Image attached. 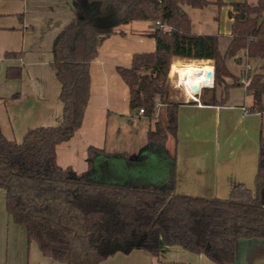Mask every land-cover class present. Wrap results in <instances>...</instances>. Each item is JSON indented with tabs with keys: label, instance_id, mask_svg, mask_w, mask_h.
I'll use <instances>...</instances> for the list:
<instances>
[{
	"label": "trees",
	"instance_id": "1",
	"mask_svg": "<svg viewBox=\"0 0 264 264\" xmlns=\"http://www.w3.org/2000/svg\"><path fill=\"white\" fill-rule=\"evenodd\" d=\"M75 17L55 36L52 67L60 83L62 118L57 125L29 129L18 142L7 138L0 126V188L6 193V211L26 230L44 257L61 264H100L116 253L143 249L160 256L162 247L181 246L205 254L217 264H235L244 238H264V131L260 135L255 189L236 185L227 199L179 194L175 190L176 157L166 151L170 135L178 129V107L183 100L173 93L169 78L172 61L183 57L210 60L195 66L205 87L203 104L227 101L229 90L243 86L228 59L244 50L249 58H264V0L232 1L231 38L220 49L222 35L192 31L185 5L219 7L225 0H75ZM150 21L154 28L153 51L135 53L130 66H117L129 87L130 108L144 109L156 119L147 132L149 145L167 160L169 179L161 185H126L90 178L57 162V146L70 140L82 125L91 88V62L104 36L123 24ZM157 22L170 30L161 29ZM18 57L19 53L7 52ZM200 65V66H199ZM201 66L213 69V74ZM214 76V77H213ZM247 92L254 97L253 110L264 114V74L249 71ZM8 79L21 77L20 67H8ZM235 83L226 84V78ZM225 85L220 98L217 88ZM165 106V119L156 116V103ZM102 148L88 149L89 168Z\"/></svg>",
	"mask_w": 264,
	"mask_h": 264
},
{
	"label": "crops",
	"instance_id": "2",
	"mask_svg": "<svg viewBox=\"0 0 264 264\" xmlns=\"http://www.w3.org/2000/svg\"><path fill=\"white\" fill-rule=\"evenodd\" d=\"M225 1L228 4L221 7L215 3L204 8L185 5L192 31L219 33L229 41L232 24L229 3L245 0ZM75 5V0H0V126L7 138L20 142L31 128L60 123L63 107L51 48L57 33L75 17ZM224 8L226 28L221 29ZM153 28V22L133 21L101 39L98 55L90 66V97L82 125L70 140L57 146L60 166L71 167L77 173L86 172L94 180L132 186L161 185L169 179L167 160L155 146L148 144L150 126L144 120L147 117L131 110L129 87L116 69L130 66L135 53L155 49V38L147 34ZM7 52L19 56H7ZM234 58L232 64L228 61L229 68L235 74L231 66L237 60L241 76L238 75L242 78L247 67L243 68L240 54ZM174 62L208 64L210 60L178 57L171 68ZM8 67H20L21 77L8 79ZM201 68L213 74L207 71L211 67ZM169 78L178 88L171 69ZM241 87L244 95L236 97L230 89L227 101L215 105L203 104L198 98L200 94L190 100L186 92L180 93L183 103L178 107L177 134L166 141L167 153L176 157L177 193L227 199L238 184L255 189L264 114L253 110V95L247 92L245 84ZM158 111L165 119L163 104ZM128 122L135 131L122 130ZM90 146L104 150L94 158L91 168ZM0 264H61L44 257L37 243L28 241L26 230L13 222L6 211L5 190L1 188ZM100 264L217 263L203 253L164 245L160 256L135 249L129 254L116 253ZM235 264H264V238L242 239Z\"/></svg>",
	"mask_w": 264,
	"mask_h": 264
},
{
	"label": "rangeland",
	"instance_id": "3",
	"mask_svg": "<svg viewBox=\"0 0 264 264\" xmlns=\"http://www.w3.org/2000/svg\"><path fill=\"white\" fill-rule=\"evenodd\" d=\"M226 17H227V11L224 8V12H222V18H221V24H222L221 25V29H225L226 28V25H225V18ZM228 42H229L228 39L225 38V36H222L221 43H220V49L223 52L225 51V48H226ZM238 54L241 55L242 62H243V68H246L247 67L246 64L248 62L249 66L251 68V73L252 74L253 73H256V72H258L260 74H264V58H249L244 50H241ZM180 58H183V57H180ZM234 59L235 58H230V59H228V61L229 62L232 61L231 62V64H232ZM208 64L212 65L213 66V69L215 70L214 65H213V62L210 61ZM235 64H233L231 67H232V69H234L235 74H236L237 79H238V77L240 75V72H239V69H238L239 67L237 66V64H239L237 62V60L235 61ZM213 69L211 70V68H210V69H207V71L209 72V70H210V72L213 73ZM244 73H245V71H244ZM244 73H242V76L244 75ZM197 76L201 79V83L200 84H201V86H203L204 83H203L202 77H200L198 74H197ZM235 78L227 77L226 78V84L227 85H231V84L235 83V81H236ZM214 83H215V80H214ZM214 83H213L212 86H207V87H213L214 86ZM177 86H178V88H176V87L173 86V93L175 94L176 97L180 98V93L181 92L184 93V90L178 84H177ZM225 87H226L225 85H222V86H220V87L217 88L218 96L220 98H222V96L225 95ZM200 91H201V89H200ZM230 93L234 94L236 97L242 96V95H244V88L241 87V86H238V85L237 86H234V87L231 88ZM198 98H201V92H200V96ZM158 112L159 111L157 110L156 111L157 117L160 118V119H162L161 114H158ZM135 120L136 121H134V122L136 123L139 119L137 118ZM144 120L146 121L147 125H149L150 127H152V126H154L157 118L156 119H154V118L153 119L146 118ZM129 124L130 123L128 122L127 125H125L122 130H124V131H132V130H134L135 131V128L134 127H131ZM136 141L138 142L139 140H136ZM132 144H134V142Z\"/></svg>",
	"mask_w": 264,
	"mask_h": 264
},
{
	"label": "bare ground",
	"instance_id": "4",
	"mask_svg": "<svg viewBox=\"0 0 264 264\" xmlns=\"http://www.w3.org/2000/svg\"><path fill=\"white\" fill-rule=\"evenodd\" d=\"M172 75L176 78L177 84L181 86L184 90L185 95H192L196 97L200 94L201 79L197 76V69L195 66H182V67H174L171 68ZM193 83H197L199 85L198 89H194L192 87ZM205 86V85H204ZM200 91V92H199ZM196 95V96H195Z\"/></svg>",
	"mask_w": 264,
	"mask_h": 264
},
{
	"label": "built area",
	"instance_id": "5",
	"mask_svg": "<svg viewBox=\"0 0 264 264\" xmlns=\"http://www.w3.org/2000/svg\"><path fill=\"white\" fill-rule=\"evenodd\" d=\"M157 26L160 27L161 29L170 30V27H169L168 25H166V24H161L160 22H157ZM249 71H250V66H249V64L247 63V69H246L244 75H243L242 78H241V82H242L243 84H245V85H247L248 82H249V80H250ZM205 87H207V85L203 86L202 88H205ZM202 88H201V89H202ZM185 96H186L187 98H189L190 100H195V99H196V98L193 97L192 95H188V94H187V95H185ZM161 105H162V104H161L160 102H157L156 105H155V106H156V109L158 110L159 107H160ZM138 113H140V114H144V109L141 108V109L139 110Z\"/></svg>",
	"mask_w": 264,
	"mask_h": 264
},
{
	"label": "water",
	"instance_id": "6",
	"mask_svg": "<svg viewBox=\"0 0 264 264\" xmlns=\"http://www.w3.org/2000/svg\"><path fill=\"white\" fill-rule=\"evenodd\" d=\"M192 87L194 88V89H198L199 88V85L197 84V83H193L192 84ZM203 89V88H202ZM202 89H201V91H202Z\"/></svg>",
	"mask_w": 264,
	"mask_h": 264
}]
</instances>
